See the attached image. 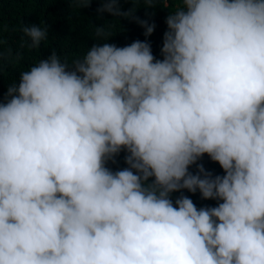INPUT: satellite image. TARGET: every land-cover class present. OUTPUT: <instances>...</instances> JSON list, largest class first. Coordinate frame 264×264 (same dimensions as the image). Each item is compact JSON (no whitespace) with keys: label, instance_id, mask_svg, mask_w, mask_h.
I'll list each match as a JSON object with an SVG mask.
<instances>
[{"label":"clouds","instance_id":"obj_1","mask_svg":"<svg viewBox=\"0 0 264 264\" xmlns=\"http://www.w3.org/2000/svg\"><path fill=\"white\" fill-rule=\"evenodd\" d=\"M137 2L169 10L156 27L119 0L97 13L149 41L97 24L71 62L33 49L47 16L21 26L31 48L9 59L30 65L0 93V264H264V0Z\"/></svg>","mask_w":264,"mask_h":264},{"label":"trees","instance_id":"obj_2","mask_svg":"<svg viewBox=\"0 0 264 264\" xmlns=\"http://www.w3.org/2000/svg\"><path fill=\"white\" fill-rule=\"evenodd\" d=\"M100 3L101 0H90L88 7L80 8L77 7V0H0V93L5 91L7 84L13 82L14 77L21 72V68H17L16 65L22 66L24 63L30 65L28 59H26L27 63L16 62V64L9 59V55L19 52L21 48H31L28 46L29 38L20 31L23 24L36 23L42 26V19L47 16V38L33 49L36 51L42 49L43 58L48 55L44 47L52 46L58 51L62 60L67 58L71 62L74 58L82 57L93 40L102 39L95 34L97 24H103L109 33H113L108 38V42L117 46H123L135 39L149 41V36L143 35V27L132 17L147 20L156 27L164 20L169 10L161 7L146 9L137 0H119L122 10H127L131 6L137 8L132 13V17H114L108 12L97 13ZM124 155L122 151L115 157L114 162L108 161V164L126 167ZM202 162H208L206 170L213 175L223 174L219 164L210 160L206 154L198 161V163ZM181 191L191 197L197 207L208 206L194 199L193 193L186 189ZM177 195L179 192H173L172 198Z\"/></svg>","mask_w":264,"mask_h":264}]
</instances>
